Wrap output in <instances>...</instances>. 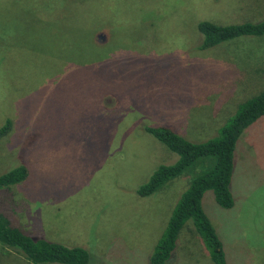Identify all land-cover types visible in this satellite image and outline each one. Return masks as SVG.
I'll return each instance as SVG.
<instances>
[{
	"label": "rangeland",
	"instance_id": "374dc122",
	"mask_svg": "<svg viewBox=\"0 0 264 264\" xmlns=\"http://www.w3.org/2000/svg\"><path fill=\"white\" fill-rule=\"evenodd\" d=\"M263 20L264 0H0V128L12 120L0 176L28 169L23 183L0 189V213L86 249L90 264H150L190 176L137 194L178 157L143 126L175 125L197 143L215 138L264 92V36L202 50L198 25ZM237 146L234 207H220L211 191L203 207L228 264H264V117ZM214 162L190 169L192 180ZM186 227L177 253L195 229L192 220ZM174 253L166 264H214L197 231ZM0 264L29 263L0 249Z\"/></svg>",
	"mask_w": 264,
	"mask_h": 264
},
{
	"label": "trees",
	"instance_id": "16d2710c",
	"mask_svg": "<svg viewBox=\"0 0 264 264\" xmlns=\"http://www.w3.org/2000/svg\"><path fill=\"white\" fill-rule=\"evenodd\" d=\"M198 31L203 36L200 49L206 50L241 37L264 36V20L258 23L228 26L205 21L198 25ZM103 37V30H98L94 34V40L101 46L105 44ZM106 100L110 103L114 99L108 96ZM262 117H264V92L239 105L236 113L219 129L216 137L206 142L197 143L193 139L188 140L179 133L175 125L172 127L174 129L166 125L143 126L145 132L156 138L178 157L173 163L168 162V164L159 166L149 180L137 190V194L141 197L154 195L168 182L182 178V176H190L189 184L179 195L167 226L154 249L150 264H166L171 259L181 231L191 220L194 230L202 238L213 263L228 264L223 243L204 210L203 198L207 192L211 191L215 202L220 207L227 210L234 207L231 182L237 145L243 133ZM11 126L12 120H7L0 128V139L9 132ZM210 157L215 162L192 180L197 172L191 171L192 174L190 169L197 167L199 162ZM27 177L28 169L23 165L17 166L0 176V189L19 185ZM0 249H12L19 252L29 264L91 263V255L86 249L50 242L42 235L28 232L17 222L1 213Z\"/></svg>",
	"mask_w": 264,
	"mask_h": 264
},
{
	"label": "crops",
	"instance_id": "0c3cea01",
	"mask_svg": "<svg viewBox=\"0 0 264 264\" xmlns=\"http://www.w3.org/2000/svg\"><path fill=\"white\" fill-rule=\"evenodd\" d=\"M205 138H206V137H205ZM205 138H203V139H205ZM193 141L197 142L196 139H193ZM187 227H188V226H187ZM187 227H186V228H187ZM186 232H187L186 234L183 233L182 241H181V242H183V241L186 242V247H185V248L182 247V248H184V249H182V250L179 249V251H178V253H177V249H178V248H181V245H180V247H178V248H177V245H176V251H175L174 254L177 253L179 256L182 255V254L185 252L186 248L189 246V244L192 243V237L195 235V230H194L193 233H192V231L190 232L189 230H187ZM189 236H190V237H189ZM181 242H180V243H181ZM182 244H183V243H182ZM174 256H175V255H174Z\"/></svg>",
	"mask_w": 264,
	"mask_h": 264
}]
</instances>
